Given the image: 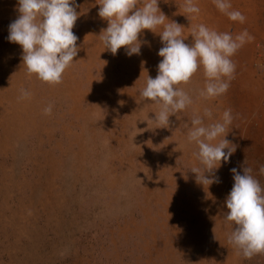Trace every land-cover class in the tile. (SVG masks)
I'll list each match as a JSON object with an SVG mask.
<instances>
[{"label":"rangeland","instance_id":"rangeland-1","mask_svg":"<svg viewBox=\"0 0 264 264\" xmlns=\"http://www.w3.org/2000/svg\"><path fill=\"white\" fill-rule=\"evenodd\" d=\"M98 3L74 0L78 54L62 82L49 85L27 74L21 46L7 39L17 0H0V264H264V254L245 259L228 243L224 219L232 168H251L264 187V44L232 57L235 77L221 97L199 95L197 71L179 85L192 104L155 128L158 106L139 93L158 74L160 36L143 30L139 55L104 51L98 35L108 22ZM197 3L200 13L186 18L183 0H159L187 44L195 25L224 27L213 0ZM22 89L30 98H19ZM228 108L235 152L208 188L192 172L203 166L187 134L205 109L209 124Z\"/></svg>","mask_w":264,"mask_h":264},{"label":"clouds","instance_id":"clouds-1","mask_svg":"<svg viewBox=\"0 0 264 264\" xmlns=\"http://www.w3.org/2000/svg\"><path fill=\"white\" fill-rule=\"evenodd\" d=\"M17 3L19 15L10 23L7 39L21 46L23 65L29 76L35 75L49 85L61 83L79 50L78 37L72 31L79 16L74 0H17ZM213 3L231 21H246L242 12L232 8L231 0H213ZM98 4V15L108 22L98 35L104 51L115 55L123 47L128 56L139 55L142 44L147 43L139 39L143 30L160 36L163 46L158 51L162 57L158 74L155 78L148 75L146 86L139 93L141 102L158 106L155 118L151 119L155 128L169 127V117L192 104V97L179 85L188 84L201 69L205 84L199 95L205 100L225 95L236 72L232 57L254 39L246 29L233 36L198 24L192 27V42L187 44L184 26L161 11L159 0H99ZM182 7L186 18L200 13L197 0H183ZM30 96L28 90L22 89L19 98ZM51 112V105L44 109L45 114ZM204 116L211 119V110L205 109ZM204 116L191 120L187 142L197 146L195 155L203 166L192 172L197 174L198 183L209 188L220 182L215 171L235 152V146L226 139L235 117L231 108L224 110L213 123L205 124ZM252 171L245 167L240 174L236 168L231 169L234 184L225 200L224 219L231 228L228 243L245 259L264 254V187ZM260 172L264 174V167Z\"/></svg>","mask_w":264,"mask_h":264},{"label":"crops","instance_id":"crops-1","mask_svg":"<svg viewBox=\"0 0 264 264\" xmlns=\"http://www.w3.org/2000/svg\"><path fill=\"white\" fill-rule=\"evenodd\" d=\"M231 3L234 10H239L246 16V21L244 23L231 21L215 6V14L224 16V21L222 19L219 22V27H222L223 22L224 27L223 29L219 28V31L226 32L227 26L230 24L233 26L234 36L246 29L254 37L246 45L264 44V0H231Z\"/></svg>","mask_w":264,"mask_h":264}]
</instances>
